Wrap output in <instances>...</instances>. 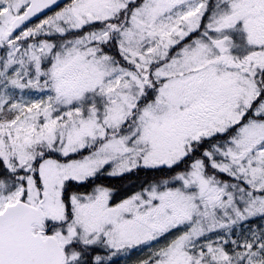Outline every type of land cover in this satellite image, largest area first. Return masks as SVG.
Returning <instances> with one entry per match:
<instances>
[{
    "label": "snow or ice",
    "instance_id": "1",
    "mask_svg": "<svg viewBox=\"0 0 264 264\" xmlns=\"http://www.w3.org/2000/svg\"><path fill=\"white\" fill-rule=\"evenodd\" d=\"M0 264H264V0H0Z\"/></svg>",
    "mask_w": 264,
    "mask_h": 264
}]
</instances>
